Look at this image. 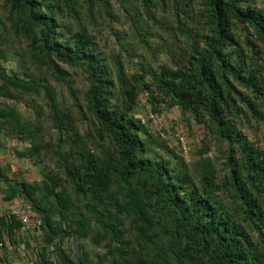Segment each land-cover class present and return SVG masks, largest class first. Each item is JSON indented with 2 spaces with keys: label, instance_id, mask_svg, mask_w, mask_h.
Masks as SVG:
<instances>
[{
  "label": "trees",
  "instance_id": "obj_1",
  "mask_svg": "<svg viewBox=\"0 0 264 264\" xmlns=\"http://www.w3.org/2000/svg\"><path fill=\"white\" fill-rule=\"evenodd\" d=\"M1 1L0 131L26 144L18 157L44 177L22 184L32 221L50 242L35 264H264V9L257 1L141 0L163 34L153 52L140 44L153 63L124 44L128 56L143 59L131 73L120 57L108 63L82 22L83 10L94 16L105 0ZM8 35L22 53L8 48ZM14 60L17 68L7 71L3 63ZM49 80L66 87L92 135L81 136L62 113ZM41 89L57 133L50 142L41 123L6 104ZM140 96L152 115L177 109L186 127L202 128L191 161L181 155L176 122L180 153L164 145L150 119L135 116ZM243 120L262 133V145L249 140ZM210 146L217 158L208 156ZM46 160L56 173L44 175ZM68 239L75 259L64 248ZM84 241L104 250L96 262Z\"/></svg>",
  "mask_w": 264,
  "mask_h": 264
},
{
  "label": "rangeland",
  "instance_id": "obj_2",
  "mask_svg": "<svg viewBox=\"0 0 264 264\" xmlns=\"http://www.w3.org/2000/svg\"><path fill=\"white\" fill-rule=\"evenodd\" d=\"M256 1L258 5L264 9V0ZM104 2L108 3L109 5L104 6ZM104 2L101 6H99V10L94 12V16H89L87 11L83 10L81 12V18L82 22L88 28L89 33L96 40L99 50L105 54L108 63L113 66V59L120 57L124 63L127 72L131 73L132 67H140L141 61H143V59L139 58V56L131 57L130 55L132 54V51L129 52L130 55L128 56L125 50H123L124 44H126V42L133 49H137L138 54H141L147 62L153 63L154 60L150 53L147 52L145 48L141 50L142 47L140 44H142V41L149 43V45L152 47L150 51H152L153 48L157 47L156 44L158 39L156 38V36L162 35L163 32L148 19L147 13L145 12L146 10L143 8L141 0H121L124 6H129L130 8H132V13L130 14L125 13L123 6L119 2V0H105ZM157 7L160 10V7ZM134 8L137 9L140 15L139 18ZM4 18L5 11L2 6V1L0 0V21H4L5 23ZM136 18H138L139 30L136 29L133 24V20H135ZM1 26L2 25L0 24V27ZM0 33L2 35H4V33L7 35L5 29H2V31L0 30ZM7 39V44H9L8 48L11 49L12 53H22L21 48L23 49V45L20 42L15 41V39L9 35L7 36ZM157 55L158 54L156 53L155 56ZM3 65L7 71H12L17 68V63L15 60L4 62ZM37 75H39L41 79L44 78L43 74L41 73H37ZM49 83L51 84L52 89H54L57 95V101L60 105L62 113L65 111L66 113H70V117L73 121V124L81 136L86 137V135H90V127L77 115L75 106H73L72 100L68 95L66 87L61 83H55L52 80H49ZM83 83L84 82L81 78H79L78 76L74 77L72 85L78 91L79 94H81V92L83 91ZM6 104L7 106L18 110L23 118L29 121H34L36 119V123H41L42 126H44V130L42 131V138H44L45 142L56 140V130L54 128H49V111L46 105V100L42 89L40 90V93L37 96H23L22 102L7 101ZM148 108L149 107L146 104L145 96H140L135 116L142 118L144 122H146L147 119H150L151 122L149 126L154 130V132H160L161 139L165 141L163 142L164 145H167L168 148H173L175 149V151H178L173 138V133L171 131L172 124L176 122L177 124H175L172 129L175 127L180 131L182 128L183 133L185 135V149L187 148V151H185L186 153H183L181 155L186 161H191L192 153L194 149L199 146L200 139L203 136L202 128L196 124H193V122H191L189 127H186L185 124L181 122V116L177 109H163L162 114L157 116L152 115L148 111ZM37 111L39 113L38 117L36 115ZM149 114H151V117ZM243 123L244 132L247 134L249 140L252 141L258 138L259 145H262V133L254 132L252 128L254 127L253 123H247L245 122V120H243ZM178 124H181V127ZM210 148L211 149L208 153V156L211 158H217L218 154L214 147L210 146ZM44 164V175L47 173V171L49 172L50 170H53L55 173L58 171L57 167L54 166L51 161L46 160ZM38 175L40 176V178H44L43 175H41L40 173H38ZM54 219L56 220L57 216H54ZM67 242L74 243L73 239L66 240L64 244ZM81 244L86 252H90L92 254V258L95 262L97 261V258L99 256L101 257L104 254V250L102 248H94L92 245H90L88 241H84ZM76 254L78 255V252H76ZM103 264L110 263L104 262Z\"/></svg>",
  "mask_w": 264,
  "mask_h": 264
},
{
  "label": "crops",
  "instance_id": "obj_3",
  "mask_svg": "<svg viewBox=\"0 0 264 264\" xmlns=\"http://www.w3.org/2000/svg\"><path fill=\"white\" fill-rule=\"evenodd\" d=\"M25 147L26 144L0 131V264H35L36 252L50 244L38 226L25 229L16 218L10 219L12 209L26 208L22 184L38 183L42 179L28 159L18 157L17 153ZM64 248L75 259L76 245L67 242Z\"/></svg>",
  "mask_w": 264,
  "mask_h": 264
},
{
  "label": "built area",
  "instance_id": "obj_4",
  "mask_svg": "<svg viewBox=\"0 0 264 264\" xmlns=\"http://www.w3.org/2000/svg\"><path fill=\"white\" fill-rule=\"evenodd\" d=\"M151 117V114H149ZM152 119V118H151ZM176 129V128H175ZM175 136L179 142V146L182 148L183 151H185V140L184 138L181 136L179 131L175 132ZM10 214L16 218L23 226V228L28 229V228H33L34 225H36L33 221H32V212L30 209L28 208H14L11 210ZM37 226V225H36ZM0 248H2V243H0ZM52 247L47 249V258L52 261L53 263H55V260L53 258V254L52 253Z\"/></svg>",
  "mask_w": 264,
  "mask_h": 264
}]
</instances>
